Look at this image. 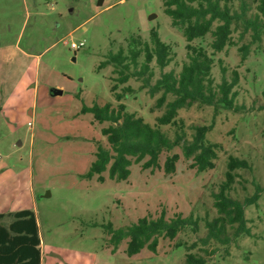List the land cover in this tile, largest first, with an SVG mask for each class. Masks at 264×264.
I'll list each match as a JSON object with an SVG mask.
<instances>
[{
  "label": "rangeland",
  "instance_id": "374dc122",
  "mask_svg": "<svg viewBox=\"0 0 264 264\" xmlns=\"http://www.w3.org/2000/svg\"><path fill=\"white\" fill-rule=\"evenodd\" d=\"M244 1L253 13L256 0ZM238 6L235 1L232 8L238 11ZM152 31L171 47L173 60L163 70L152 64L151 85L161 73H178L187 60L185 40L171 26L162 0H0L1 225L17 212L34 213L40 264H184L187 253L204 257L206 264H264V36L250 44V33L240 36L237 28L234 45L213 56L214 84L222 80L221 67L227 80L233 71L239 75L234 88L239 111L214 114L211 107L197 104L179 111L188 139L192 126H211L206 138L219 145L212 170L197 173L177 147L172 174L164 172L169 153L162 152L158 168H142L146 159L134 163L126 180H110L107 172L103 182L96 175L86 177L98 145L108 147L101 131L108 123L82 114L83 105L123 104L151 126L164 112L155 107L160 93L151 97L136 79L113 92V68L98 69L108 52L126 48L131 36L150 42ZM210 41L207 35L193 45L212 54ZM72 43L83 46L73 51ZM243 45L249 51L242 62ZM125 87L132 92L123 93ZM53 89L62 94L53 96ZM115 93L124 96L118 101ZM160 129L174 137L173 127ZM229 157L249 167L235 171L230 198L243 201L256 186L261 188L258 200L244 211L251 236L228 246H203L205 222L217 216L212 194L225 180ZM162 212L166 219L191 217L198 228L186 227L173 241H160L156 253L143 249L129 256L126 240L117 247L109 243L107 226L125 228Z\"/></svg>",
  "mask_w": 264,
  "mask_h": 264
},
{
  "label": "trees",
  "instance_id": "16d2710c",
  "mask_svg": "<svg viewBox=\"0 0 264 264\" xmlns=\"http://www.w3.org/2000/svg\"><path fill=\"white\" fill-rule=\"evenodd\" d=\"M238 1V11L232 8ZM164 13L171 19V26L177 28L186 43V62L178 73L169 71L161 73L160 78L153 85L150 84L154 76L152 64L163 70L173 60L171 47L163 43L156 31L150 33V42L142 41L139 36H131L127 40L126 48H119L117 52H108L98 69L111 66L115 92L118 86L125 85L130 79L140 80L142 88H147L151 97L160 93L155 102L156 108L164 107V112L156 118L155 126L145 123L141 117L126 111L123 104L113 107L105 104L101 107L85 105L82 114H91L99 124L108 123L102 128V135L106 138L108 147L98 145L94 154L95 159L86 177L102 176L108 173L110 180H126L130 174V166L139 164L144 169L159 167V157L162 152L169 155L164 161V172L172 174L179 156L173 152L180 147L186 159H191V168L197 173L207 172L215 167L218 158L219 145L207 140L206 135L211 126L195 125L191 127L192 134L188 139L183 120L178 118L179 111L191 107L193 104L211 107L214 114L219 111L240 110L235 103L237 93L234 88L239 81L237 71H233L231 79L225 77L226 69L221 67L222 80L214 84L211 71L214 65L213 56L233 46L232 34L241 28L240 36L250 33V44L259 43L264 36V0H256L253 13L244 0H162ZM210 36L208 54L203 46H195L193 42ZM249 51L248 45L239 48L242 62ZM143 61L140 62V59ZM123 93H130L132 89L125 87ZM115 93L119 101L124 94ZM173 98L167 100V96ZM171 126L174 137L169 138L160 128ZM246 161L229 157L225 180L218 192L212 194L213 207L217 216L205 222L206 236L200 239L203 246L214 242L221 246H228L233 240L242 236H251L245 219V208L254 204L261 193L256 186L252 197L243 201L229 197L231 186L236 177V170L248 169ZM14 221L8 226H2L3 215L0 214V264H40V238L34 213L21 211L13 215ZM198 228L197 222L191 217L184 218L177 215L166 219L165 213L155 219L143 217L136 223L125 228L114 229L111 225L107 229L111 233L109 243L117 247L126 240V254L131 256L147 249L156 253L160 241H173L186 227ZM177 245L176 247H181ZM192 245L190 248H194ZM207 253V251H204ZM213 254V252L211 253ZM184 264H206L204 257L187 253Z\"/></svg>",
  "mask_w": 264,
  "mask_h": 264
},
{
  "label": "water",
  "instance_id": "95a60500",
  "mask_svg": "<svg viewBox=\"0 0 264 264\" xmlns=\"http://www.w3.org/2000/svg\"><path fill=\"white\" fill-rule=\"evenodd\" d=\"M150 18H153V17H150ZM51 94H52L53 96L61 95V94H62V91H61V90L53 89V90L51 91ZM48 196H49V193L46 194V197H48Z\"/></svg>",
  "mask_w": 264,
  "mask_h": 264
},
{
  "label": "built area",
  "instance_id": "2783aa9c",
  "mask_svg": "<svg viewBox=\"0 0 264 264\" xmlns=\"http://www.w3.org/2000/svg\"><path fill=\"white\" fill-rule=\"evenodd\" d=\"M83 43H80L79 45H75L74 43L71 44V49L73 51L77 50L78 48L82 47Z\"/></svg>",
  "mask_w": 264,
  "mask_h": 264
},
{
  "label": "crops",
  "instance_id": "0c3cea01",
  "mask_svg": "<svg viewBox=\"0 0 264 264\" xmlns=\"http://www.w3.org/2000/svg\"><path fill=\"white\" fill-rule=\"evenodd\" d=\"M15 219H14V217H13V220H11V222H9V224H7L6 226H8V225H10L13 221H14ZM36 223H37V221H36ZM41 242V241H40ZM41 244V243H40ZM39 249H40V245H39ZM41 254V253H40Z\"/></svg>",
  "mask_w": 264,
  "mask_h": 264
}]
</instances>
